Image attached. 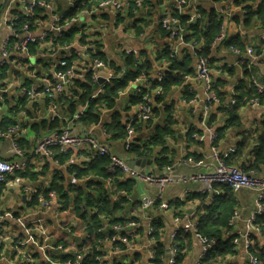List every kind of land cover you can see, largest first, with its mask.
Listing matches in <instances>:
<instances>
[{"label":"crops","instance_id":"crops-1","mask_svg":"<svg viewBox=\"0 0 264 264\" xmlns=\"http://www.w3.org/2000/svg\"><path fill=\"white\" fill-rule=\"evenodd\" d=\"M70 1L54 0L52 11L38 8L30 17L26 12L30 0H0V160L23 162L28 159L29 162L24 172L9 177L0 187V264H68L74 261L76 250L82 255L81 260L91 256L93 261L97 256L94 250L100 243L107 255L103 264H156L159 245L166 249L163 264H170L171 238L176 231L177 235L181 234L179 242L183 241L187 246L182 264H204L209 253L199 261L204 254L202 235L198 231L200 209L204 204L212 205L218 207L223 216V206L226 205L220 199L214 203V199L210 200L213 192H206L204 184L190 179L197 174L214 173L219 166L216 154L229 167L264 177V161L258 162V151L264 139V90L260 91L264 88V24L258 18H253L249 26L245 24L249 7L257 11L259 3L251 0L199 2L204 15L216 12L224 19L227 40L240 38L242 45L238 47L241 54L225 43H217L211 51L212 79L221 104L207 102L205 86L195 77L196 54L185 47L182 52L191 58V75L173 88L168 97L153 94L154 119L141 124L139 131L133 128V134L129 135L130 119L138 114L137 90L145 83L135 82L137 79L131 82L115 100L114 108L109 109L105 102L97 103L100 123L91 126L80 122V116L90 108L89 103H83L85 91L82 87L93 86V94L100 96L104 85L124 76L127 58L132 55L139 66L150 65L151 70L143 76L153 78L163 69L167 71L169 61L160 60V57L167 47L176 43L160 27L159 20L166 14H175L174 1L147 0L137 15L113 8L102 9L93 16L77 15L81 19L79 25L65 26L63 34L58 36L52 30L54 21L61 18L64 23L74 18ZM24 16H29V22L23 20ZM18 19H22V23L16 26ZM26 23L30 25L29 32L21 31V25ZM75 29L80 31L79 34ZM70 30L73 37L65 43L66 47L50 42L61 36L66 38L65 34ZM44 34L48 38L45 43H38V48L32 45L28 53L17 48V43L27 35L41 37ZM83 38L96 57L102 55L107 60L108 70L105 72L113 76L98 89L94 85L100 77L93 84L89 81L92 73L88 60L68 57L69 52L84 51ZM7 42L10 48L6 56L3 48ZM248 49H253L257 55L250 56ZM259 51H262L261 55ZM71 63L79 77L66 88L55 111L47 101H31L21 96V87L43 85L46 78L55 76V66L63 68ZM253 91L258 97L250 101L249 97L244 99L238 110V122L233 124L231 112L237 106L240 94ZM191 101L193 104H189ZM205 107H210L207 114ZM116 117L126 127L128 134L125 138L107 131V126L112 125ZM56 121L59 125L52 129L51 124ZM14 125L19 129L11 137L5 135ZM65 127L77 137L90 131L129 167L131 161L139 163L138 173L170 178L172 183L162 188L139 178L126 177L119 171L116 174L120 176L116 178L134 183V187L133 184L127 186L126 192L113 184V175L116 174L108 171L111 162L106 169L110 178L98 175V169L89 172L91 160L107 158L101 157L96 150L81 148L71 156H64L61 149L56 148L53 157L35 152L44 137ZM160 132L164 134L166 145L155 147L152 139ZM14 143L25 152L24 156L17 154ZM242 146L245 151L237 163H232ZM145 147L151 151L148 153ZM137 150L148 154L142 156ZM78 171L86 174L80 177ZM92 183L95 186H91ZM226 188H218L223 196L227 195ZM80 191L82 195H79ZM103 193L118 210L109 216L101 214V202L89 205V195L101 200ZM234 193V208L228 217L229 220L235 212L239 214L232 228L233 255L225 260L218 258L213 264H248L249 252L258 257L261 264L264 214L258 220L262 235L248 229L252 215L258 211V193L248 189ZM146 197H152L160 204L167 203L169 207L165 209L157 205L143 209L141 200ZM116 224L124 228L120 233L112 230ZM191 224L195 227L185 230ZM151 227L155 229L153 236L149 235ZM225 229L226 226L221 229L222 234ZM112 236L118 237L117 243L109 241ZM126 239L127 242L123 241ZM14 247H19L23 254L16 255ZM26 254L32 261L24 257ZM95 260L100 264L96 257Z\"/></svg>","mask_w":264,"mask_h":264},{"label":"built area","instance_id":"built-area-1","mask_svg":"<svg viewBox=\"0 0 264 264\" xmlns=\"http://www.w3.org/2000/svg\"><path fill=\"white\" fill-rule=\"evenodd\" d=\"M147 0H103L98 5L92 7L91 9L83 8L80 0H71V9L72 11H78L74 18L70 21H66L63 23L61 18H57L53 23V31L57 33L58 36L62 35L63 28L65 26H69L71 24H78L81 22V19L77 15L88 14L89 16L95 15L98 11L106 8H113L117 11H130L133 15H137L140 10L145 6ZM175 4V14H166L160 20V27L164 32L176 43L173 47H170L171 58L183 61L186 53L183 54V48L187 47L193 50L197 57V68L195 77L197 80L203 82L207 94V102L212 105L221 104L220 96L218 94L216 85L212 79V67H211V57H207L204 55V43L197 42L196 40H189V36L191 33V26L198 22L204 21L205 16L202 13L199 3L201 0H173ZM54 0H30L29 5L26 8L27 14L31 17L34 15L35 11L38 8L48 9L52 11ZM28 16V17H29ZM246 16V15H245ZM185 18V24H181L180 19ZM22 23L21 20H17L15 23L18 26ZM209 21H206L204 24V29L209 27ZM222 34L216 39L213 47L217 43H224L228 36L226 34V27L223 26ZM30 25L23 24L21 25V31L29 32ZM84 27L81 30V36L83 35ZM30 35V34H29ZM27 35L23 39L17 43V48L22 53H28L31 45H37L42 42L45 43L47 40V35H42L41 37H34ZM264 40V36L262 37ZM85 49L82 52H78L77 55L73 56V52H70L69 59L73 58H86L88 60V65L90 67V73L93 74V82L98 79L99 71L108 70V64L103 62L100 58L96 57L90 45L87 46L86 39L83 38ZM9 43L5 44V55H8ZM234 52L241 54V51L238 48H231ZM247 52L250 56H256L257 53L253 49H248ZM7 58V57H6ZM56 68V69H55ZM55 76L53 78H46L43 85L31 86V87H21L20 94L22 97L31 100H44L47 101L53 111L57 108V101L63 97L66 88L73 84L77 75L76 67L73 63L69 64L67 67L60 68L58 66L54 67ZM92 69V71H91ZM165 69L157 74L156 77L151 76H142L138 77L135 82H144L145 86L139 88L137 90V97L140 95L143 96L142 102L138 105V114L136 117L130 119V125L128 128L129 135L133 134V125L134 124H143L148 123L154 119V106H153V94L162 95L163 88L160 87L165 81ZM1 75V72H0ZM112 75V74H111ZM110 80V79H108ZM154 84L157 86L154 88ZM264 88H261L260 91L263 92ZM94 100V99H93ZM236 103L235 100L232 102ZM189 104H193V101L189 102ZM210 111V107H205V113L207 114ZM18 126H10L5 135L11 137L13 133L18 130ZM215 136V135H214ZM14 147L16 149L17 154L20 156H24L25 152L20 148L17 143H14ZM56 148L61 149V153L64 156H71L74 152L80 150L81 148H89L92 151H97L101 157H107L110 159V166L108 168L109 173L116 174L119 171H122L126 177L134 178V179H142L147 181L150 184H157L160 187H164L165 185L172 183L170 178L166 177H156L153 175H143L132 169L127 165V163L121 158L117 157L107 146H103L89 131L83 133L81 136H74L69 127L63 128L60 132L52 136H46L43 140L35 147L36 153H42L46 156L53 157L54 150ZM216 160L219 163V166L216 168L214 173L211 174H197L193 176L190 181L194 183H202L206 186V192H213L211 194L219 193L217 190L218 186H227L231 188L234 192L240 189H248L253 190L258 193L257 198V206L258 211L254 213L251 217V220L248 223V229L250 232L257 231L259 234H263L262 229L259 225H257V220L264 214V177H257L252 174V172H246L243 169L229 167L225 164L224 160L218 155H215ZM26 159L23 162H12V161H3L0 160V187L4 184L9 177L14 176L18 172H24L29 164ZM214 198H211L212 200ZM183 200V199H181ZM142 208L148 209L160 205L161 208L167 209L169 205L167 203H159L158 200L152 197H146L141 200ZM239 219L238 212H235L234 216L230 218L228 222V226L231 228V231L226 233L225 237L230 238L232 235V228L235 222ZM178 220V219H177ZM134 224H131V226ZM192 227H195V224L192 226L189 225L185 228V230H190ZM124 228L116 224L112 227V230L120 233ZM102 232V230L100 231ZM155 234V229L153 227L149 230V235L153 236ZM249 234L244 236V240L248 237ZM264 235V234H263ZM177 231L172 235L171 242L172 246L170 249L171 261L170 264H176L177 256H178V247L179 243L177 241ZM110 242L117 243L118 237L112 236L108 238ZM1 240V238H0ZM2 241V240H1ZM127 242L126 240H123ZM155 241V239H154ZM201 242L204 249V254L200 257V262L204 260V257L215 250L218 247V240L208 239L206 237L201 238ZM18 244V243H17ZM237 244V240L235 241ZM23 244H21L22 246ZM101 245V243H100ZM98 246L94 250V254H98L96 259L103 264L105 257H107L106 253L102 249V246ZM248 246L247 248H249ZM14 251L17 253L16 255L23 254L22 250L19 247H14ZM28 260L32 261L30 256L27 254L24 255ZM82 255L78 250L75 251L74 261L69 262L68 264H82L81 259ZM248 264H259V259L254 254L249 252V261Z\"/></svg>","mask_w":264,"mask_h":264},{"label":"trees","instance_id":"trees-1","mask_svg":"<svg viewBox=\"0 0 264 264\" xmlns=\"http://www.w3.org/2000/svg\"><path fill=\"white\" fill-rule=\"evenodd\" d=\"M103 0H87L85 2V0H80V3H82V7L80 9L83 8H89L91 9L92 7L98 5V3H100ZM246 1V0H244ZM252 2H256L259 3L258 5V10L254 11V9L252 7H249L248 11H249V16L247 17L246 15V21L245 24L247 23V25L249 26L252 22L253 18H258L262 21V23L264 24V0H251ZM77 10L74 11L73 15L77 14ZM208 15V14H207ZM206 14L205 16V20L198 22L196 24H193L190 28L192 35L189 36V40H196L197 42H203L204 43V50L203 53L205 56L207 57H211V51L213 49V45L216 41V39L222 34L223 32V26H224V19L216 12H212L211 14H209L207 16ZM71 17V16H69ZM208 19L209 21V27H207L206 29H204V24L206 23V20ZM23 20L25 22H29L30 18H28L27 16L23 17ZM186 19L185 18H181L180 22L181 24H185ZM78 29H75V33L79 34V30L76 31ZM66 38H64V36H61L60 38H54L53 41L50 40V42H52L53 44L56 45H62L64 47L65 43H69L71 37H73L72 35V30H70L68 33L65 34ZM225 44H229V47H233V48H238L242 45H240V38L239 39H231V40H226L224 42ZM32 46V45H31ZM37 46V45H36ZM38 48V46H37ZM262 51H259V54L261 55ZM98 57L103 61L107 63V60L102 57V55H98ZM167 59L169 61L168 63V67H167V71L166 76H165V81L160 84V87L163 88V93H162V97L165 95V97H168L171 92L172 89L175 88L176 86L181 85V83L183 82V79L186 76L191 75L189 70L191 68V58L189 55H187L184 58L183 61H178L176 59L171 58V53H170V48L167 47L165 49V51L163 52V54L160 57V60H164ZM142 64V63H141ZM145 64V63H143ZM142 64V65H143ZM126 65H127V71L124 74V76L121 79H115L113 80V83H107L106 85H104V88L102 90V94H100V96L98 97L97 100H93L91 99V96L93 95V86H84L82 87V89L85 91V96L83 97V103H89V110L87 113L81 115L80 117V122L84 123L85 125H96L100 123V115L98 114L97 110H96V104L97 103H106V106L110 109V108H114L115 105V100L119 98L120 93L125 92L128 87L130 86V83L134 82L138 77L142 76L143 74H146L148 71L151 70L150 65L145 64L143 66H139L140 63H137L136 58L132 55L129 56L127 58L126 61ZM211 67H212V58H211ZM121 71L118 69L117 73L119 74ZM89 81L91 84H93V74H90L89 76ZM157 84H154V87H156ZM247 91H250V89L247 88ZM164 94V95H163ZM143 96L144 95H140L138 97V100L136 99V103L138 101V105L142 102L143 100ZM246 97H249L248 101L257 98V94L256 92H251V93H247V94H240V97L237 99L238 104L237 106L233 109V111L231 112V122L237 123L238 122V110L239 108H241L244 104V99ZM223 104V101H222ZM154 114H155V110L153 109ZM213 121L215 120V117L211 118ZM59 125V122L56 121L55 123L51 124V128L52 129H56ZM141 124H134L133 128H135L136 130H140L141 129ZM107 131L109 133L112 134H117L120 138H125V136L128 134L126 131V127L122 125V123H120V120L116 117L113 120L112 125H108L107 126ZM152 145H154L155 147H163L166 145V140H164V134L163 133H158L156 136L153 137L152 139ZM134 149V147H132V150ZM144 150L151 151L150 149L148 150V147H145ZM245 151V147L242 146L240 147V149L237 151V154L234 156L232 163H237L238 159L240 158V156L242 155V153ZM138 153H140L142 156L143 155H147L144 152H140L137 150ZM91 164L89 167V172H95L98 169V175H101L103 177H107L110 178L109 175L106 172V169L110 163L108 158H97L94 160H91ZM264 161V139L262 141V147L261 149L258 151V162H263ZM245 171V170H244ZM79 175L81 177L82 174H86L85 172H81L78 171ZM247 172V171H246ZM114 176V180H113V184H115V186L119 189V190H123L128 192V190L126 188H128L127 186H129V184H133L134 187V183L132 181H127V182H121L118 178V176H120L119 174L113 175ZM128 183V184H127ZM91 186H95L94 183L91 184ZM220 187H227V186H218L217 188ZM219 191V189H217ZM227 195L223 196V194L221 193V191H219V193H215L212 194V197L214 198V203L216 202V199H220L222 200L223 204L226 205V207L223 206V211L225 210V212L223 213V216L219 210L218 207H213L212 205H206L204 204L202 206V208L200 209V217H199V225H198V231L199 234L202 235L203 237H207V238H215L218 240V247L211 251L207 257L206 260L204 261V264L207 263H215L218 258H221L222 260H225L226 258H228V256L233 255V249L235 247V245L233 244L232 241V237L230 238H226L225 235L226 233L231 231V228L228 226L227 221L230 212L233 210V197H234V191L227 187ZM82 191H80L79 195H82ZM89 200L90 201V206H94L95 202L97 201V203L101 202L102 206L100 207V212L101 214H104V216H109L115 212H117V207L116 205H113L112 202L110 201L108 195H106V193H103L102 196H100L101 200L96 199V197L94 195H89ZM99 201V202H98ZM123 202V199L121 200L120 203ZM260 218V217H259ZM259 220V219H258ZM257 220V225H260L259 222ZM103 226V225H102ZM226 226L225 231L223 232V234L221 233V229L223 227ZM181 236V234L178 233L177 236V241L179 243V247H178V256H177V261L176 264H182L186 255H187V246L186 244L182 241V243L179 242V240L181 241V239L179 238ZM225 237V238H223ZM157 257H156V264H163L164 261V257H165V252L166 249L165 247L159 245L157 248ZM98 255V254H95ZM94 259L93 261H91V256L89 257H85L82 260V264H98V262ZM223 262H221L222 264ZM260 263L264 264V255L260 256Z\"/></svg>","mask_w":264,"mask_h":264},{"label":"water","instance_id":"water-1","mask_svg":"<svg viewBox=\"0 0 264 264\" xmlns=\"http://www.w3.org/2000/svg\"><path fill=\"white\" fill-rule=\"evenodd\" d=\"M91 71H92V69H91ZM98 75L100 77V80L98 81V83H96L94 85L95 89H98L100 87V84H102L103 82H106V80L113 79V76H111L108 72H105V71L98 72ZM129 165L135 171H137V172L140 171L139 163H136L135 161H131V162H129ZM49 264H51V263H49Z\"/></svg>","mask_w":264,"mask_h":264},{"label":"rangeland","instance_id":"rangeland-1","mask_svg":"<svg viewBox=\"0 0 264 264\" xmlns=\"http://www.w3.org/2000/svg\"><path fill=\"white\" fill-rule=\"evenodd\" d=\"M77 53H78V51H74L73 52V56L74 55H77ZM70 56V52H69V54H68V57ZM74 59H76V58H73L72 60H74ZM55 65V64H54ZM79 77V75L77 74L76 75V78L75 79H77ZM98 96H99V94H93L92 96H91V99H94V100H97L98 99ZM81 117V116H80ZM253 191V190H252ZM255 192V191H254Z\"/></svg>","mask_w":264,"mask_h":264}]
</instances>
